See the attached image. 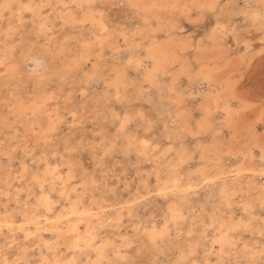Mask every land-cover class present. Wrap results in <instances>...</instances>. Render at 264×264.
<instances>
[{
  "label": "rangeland",
  "instance_id": "obj_1",
  "mask_svg": "<svg viewBox=\"0 0 264 264\" xmlns=\"http://www.w3.org/2000/svg\"><path fill=\"white\" fill-rule=\"evenodd\" d=\"M0 264H264V0H0Z\"/></svg>",
  "mask_w": 264,
  "mask_h": 264
},
{
  "label": "bare ground",
  "instance_id": "obj_2",
  "mask_svg": "<svg viewBox=\"0 0 264 264\" xmlns=\"http://www.w3.org/2000/svg\"><path fill=\"white\" fill-rule=\"evenodd\" d=\"M69 14H70V13H69ZM63 16H64V15H63ZM67 16H68V15H67ZM70 19H71V18H70ZM73 19H74V18H73ZM173 175H174V174H173ZM175 175H176V173H175ZM175 175H174V176H175ZM179 180H180V179H179ZM175 182H176V181H175ZM175 186H176V185H175ZM44 198H45V197H44ZM45 201H46V200H45ZM175 205H176V204H175ZM73 208H74V207H73ZM174 208H176V207H174ZM73 210H74V209H73ZM174 210H176V209H174ZM75 211H76V210H75ZM181 215H182V214H181ZM178 217H179V216H178ZM44 218H45V217H44ZM47 218H48V217H47ZM49 218H50V217H49ZM171 218H172V217H171ZM44 225H45V224H44ZM75 225H76V224H75ZM154 227H155V226H154ZM165 227H166V226H165ZM51 228H52V227H51ZM27 230H28V229H27ZM27 230H26V231H27ZM71 231H72V229H71ZM161 233H162V232H161ZM165 233H166V232H165ZM158 235H159V234H158ZM162 235H163V234H162ZM77 236H78V235H77ZM154 236H155V234H154ZM159 236H160V235H159ZM88 237H89V236H88ZM94 237H95V236H94ZM152 237H153V236H152ZM155 237H156V236H155ZM72 238H73V237H72ZM85 238H86V237H85ZM90 238H91V237H90ZM161 238H162V237H161ZM74 239H75V238H74ZM78 239H79V238H78ZM78 239L76 238L77 243H78L79 240H81V239H79V240H78ZM91 240H92V239H91ZM155 240H156V239H155ZM155 240H154V241H155ZM88 243H90V242L88 241ZM88 243H86V244H88ZM90 244H91V243H90ZM74 245H75V244H74ZM74 245H73V246H74ZM88 245H89V244H88ZM153 245H154V244H153ZM153 245H152V246H153ZM152 246H151V247H152ZM88 247H89V246H88ZM87 254H88V253H87ZM103 255H104V253H103ZM101 257H103L102 254H101Z\"/></svg>",
  "mask_w": 264,
  "mask_h": 264
}]
</instances>
